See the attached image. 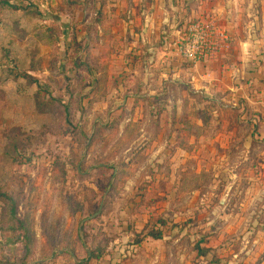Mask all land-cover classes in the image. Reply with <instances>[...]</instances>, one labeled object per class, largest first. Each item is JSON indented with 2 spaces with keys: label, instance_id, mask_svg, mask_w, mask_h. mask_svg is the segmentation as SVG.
Returning a JSON list of instances; mask_svg holds the SVG:
<instances>
[{
  "label": "rangeland",
  "instance_id": "1",
  "mask_svg": "<svg viewBox=\"0 0 264 264\" xmlns=\"http://www.w3.org/2000/svg\"><path fill=\"white\" fill-rule=\"evenodd\" d=\"M45 11V30L22 11L0 12V45L12 41L24 76L14 88L28 68L38 81L12 97L14 120L39 130L13 159L0 154V264H264V218L255 223L244 203L264 184V147L245 142L257 128L219 103L208 106L218 118L198 111L193 94L167 96L158 107L178 108L153 113L102 109L100 93L85 97L96 77L70 74L79 50Z\"/></svg>",
  "mask_w": 264,
  "mask_h": 264
},
{
  "label": "crops",
  "instance_id": "2",
  "mask_svg": "<svg viewBox=\"0 0 264 264\" xmlns=\"http://www.w3.org/2000/svg\"><path fill=\"white\" fill-rule=\"evenodd\" d=\"M3 9L22 11L28 25L29 16L37 17L32 20L37 19L39 30L46 29L45 10L59 17L60 39L79 50L72 60L75 70L69 72L74 76L84 69L96 77L85 97L100 93L102 109L112 103L113 110L125 113H153L178 108L179 101L165 109L158 107L167 96L188 98L193 94L203 103L198 111L209 110L218 118L220 108L208 106L219 103L228 112H237V124L257 128L256 134L245 138L247 150L255 142L264 147V0H0V12ZM192 22L217 23L230 36V48L197 65L186 62L177 43ZM13 26L22 29L19 24ZM0 27L4 28L1 23ZM6 44L0 45V154L13 159L39 130L31 131L23 115L15 123L12 97L25 95L30 83L38 81L29 77L33 75L28 68L25 87L14 88L13 83L24 76L8 50L12 41ZM43 90L48 95L54 92L49 87ZM110 96L119 97V104L111 102ZM130 122L126 121L125 128ZM141 138L156 145L152 138ZM148 151L150 158H156L158 151L153 146ZM250 154L246 152V160ZM259 168L262 176L264 159ZM247 192H258L244 202L247 208H254L250 217L256 223L264 218V184H254Z\"/></svg>",
  "mask_w": 264,
  "mask_h": 264
},
{
  "label": "built area",
  "instance_id": "3",
  "mask_svg": "<svg viewBox=\"0 0 264 264\" xmlns=\"http://www.w3.org/2000/svg\"><path fill=\"white\" fill-rule=\"evenodd\" d=\"M177 44L182 58L190 64L197 65L228 50L232 40L215 22H192Z\"/></svg>",
  "mask_w": 264,
  "mask_h": 264
},
{
  "label": "trees",
  "instance_id": "4",
  "mask_svg": "<svg viewBox=\"0 0 264 264\" xmlns=\"http://www.w3.org/2000/svg\"><path fill=\"white\" fill-rule=\"evenodd\" d=\"M153 237L155 239H161L162 238V235L160 233H158L157 235H153Z\"/></svg>",
  "mask_w": 264,
  "mask_h": 264
}]
</instances>
